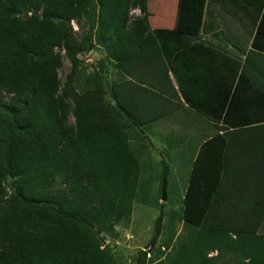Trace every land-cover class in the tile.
Masks as SVG:
<instances>
[{
    "label": "trees",
    "instance_id": "1",
    "mask_svg": "<svg viewBox=\"0 0 264 264\" xmlns=\"http://www.w3.org/2000/svg\"><path fill=\"white\" fill-rule=\"evenodd\" d=\"M206 2L177 0L173 16L156 25L149 0H0V264H118L99 234L113 226L120 196H136L139 160L125 129L146 122L136 102L157 92L135 80L109 84L100 71L78 90L77 59L89 39L75 38L72 20L97 25L121 72L134 78L138 67L152 68L155 86L169 70L179 82L174 58L181 39L200 31ZM132 7L143 15L130 21ZM263 17L253 41L261 48ZM57 48L72 63L63 85ZM207 149L183 197L191 239L168 264H220L209 250L236 264H264V172L250 174ZM57 181L62 188H53ZM162 219L160 212L157 232ZM148 254L141 249L135 264H165Z\"/></svg>",
    "mask_w": 264,
    "mask_h": 264
},
{
    "label": "crops",
    "instance_id": "2",
    "mask_svg": "<svg viewBox=\"0 0 264 264\" xmlns=\"http://www.w3.org/2000/svg\"><path fill=\"white\" fill-rule=\"evenodd\" d=\"M263 14L264 0H207L200 31L180 38L184 42L173 62L179 82L172 70L171 80L162 77L165 81L155 86L152 79L157 72L152 68L138 67L134 78L116 70V82H144L140 84L157 92L145 91L144 98L141 94V103L136 102L141 110L138 115L146 122L126 129L135 130L133 136L139 139L165 134L172 151L190 150L183 154H189L191 169L204 147L208 155H226V163L242 165L250 174L263 173L264 48L253 45ZM262 26L257 42L264 44V17ZM152 116L158 118L149 121ZM137 146L159 152L155 143L152 148L144 142ZM107 230L118 236L115 227Z\"/></svg>",
    "mask_w": 264,
    "mask_h": 264
},
{
    "label": "rangeland",
    "instance_id": "3",
    "mask_svg": "<svg viewBox=\"0 0 264 264\" xmlns=\"http://www.w3.org/2000/svg\"><path fill=\"white\" fill-rule=\"evenodd\" d=\"M177 0H149L148 9L153 10L152 21L161 25L164 20L171 18L175 11ZM139 7L130 8V21L136 16H142ZM171 15V16H170ZM167 16V17H165ZM72 32L76 39H89L86 52L80 54L77 59L76 87L82 91L93 85L95 72L100 71L105 82L118 81L117 67L108 61V51L98 40L97 25L89 23L83 16L75 18L71 22ZM91 38H88L90 37ZM62 56V65L58 68L59 78L63 83L67 74L72 69V63L66 58L65 51L56 49ZM109 62V63H108ZM105 65V67L103 66ZM104 68L108 73L104 72ZM107 99L109 97L107 96ZM69 123H74L72 115L68 118ZM146 130V128H145ZM127 136L132 140V147L139 159V178L137 192L134 199L126 195L120 196L117 205V213L112 218L118 236L108 233V230L99 234L104 245H108L118 260V264H135L141 249H148V257L153 260L160 259L168 264L183 242L191 239V228L184 223L182 218L183 195L190 175V157L187 148L171 150L165 142V134H159L152 138L134 137L132 130L126 129ZM175 131H178L177 129ZM140 133V132H139ZM144 135L143 131H141ZM144 142L147 148H152L155 143L159 149L138 147L137 143ZM130 143V142H129ZM131 146V143H130ZM164 164L168 165L169 172L165 176ZM166 181V199H163V182ZM6 186H10L12 179H6ZM63 184L57 181L54 189H60ZM11 191V190H10ZM162 212L161 231L157 232V218ZM264 233V224L260 229ZM155 242V243H154ZM154 243V246L151 245ZM208 256L216 257L220 264H236L237 259L229 256H217V250H209Z\"/></svg>",
    "mask_w": 264,
    "mask_h": 264
},
{
    "label": "water",
    "instance_id": "4",
    "mask_svg": "<svg viewBox=\"0 0 264 264\" xmlns=\"http://www.w3.org/2000/svg\"><path fill=\"white\" fill-rule=\"evenodd\" d=\"M163 199H166V181H165V179L163 182ZM154 243L151 245V247L149 249H151L154 246Z\"/></svg>",
    "mask_w": 264,
    "mask_h": 264
}]
</instances>
